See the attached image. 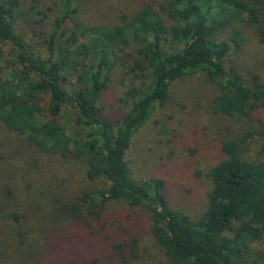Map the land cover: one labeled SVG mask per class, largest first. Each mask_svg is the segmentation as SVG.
Instances as JSON below:
<instances>
[{"label":"trees","instance_id":"trees-1","mask_svg":"<svg viewBox=\"0 0 264 264\" xmlns=\"http://www.w3.org/2000/svg\"><path fill=\"white\" fill-rule=\"evenodd\" d=\"M139 1L122 12L125 21L89 26L77 21L80 7L73 0L45 5L44 10L43 0H32L27 10L24 0H0V130L27 144L24 150L1 153L0 161H9L12 168L16 159L27 161L29 149H35L86 164L83 177L100 187L75 195L77 203L68 193L55 196L54 184L45 185L53 194L50 203L61 208L66 199L70 210L88 217L83 223L89 235L97 226L106 233L125 232L110 222L103 226L104 214L97 213L123 204L133 212L127 220L136 222L144 214L148 231L171 264H262L264 120L257 113L264 108V82L254 72L246 83L236 60L246 44L242 25L254 27L264 44V0ZM34 9L43 17L36 23L51 26L48 34L32 32L44 37L38 45L18 33V21ZM48 13H57L50 23ZM117 71L137 84L121 99L129 107L125 117L113 124L102 117V100ZM199 73L220 91L212 102L214 114L250 126L223 143L224 158L208 172L212 189L207 207L191 217L172 208L165 180L133 178L127 154L133 136L167 102L172 83ZM66 108L74 117L63 125L58 118ZM254 143L259 151L249 157ZM4 146L10 148L0 143V149ZM25 180L21 176L15 183L8 167L0 170V264H89L75 248L83 238L73 232L53 236L55 229L45 222L33 223L18 212L20 203L14 198L22 194L20 181L27 194L38 191ZM109 246L138 258L136 238Z\"/></svg>","mask_w":264,"mask_h":264},{"label":"rangeland","instance_id":"rangeland-1","mask_svg":"<svg viewBox=\"0 0 264 264\" xmlns=\"http://www.w3.org/2000/svg\"><path fill=\"white\" fill-rule=\"evenodd\" d=\"M24 1L27 4L25 10L33 5L32 0ZM59 1L43 0L40 9L44 10L45 5L53 6ZM73 2L80 7L76 16L79 23L89 26H112L125 21L122 12H128L131 7H137L140 1L73 0ZM37 14L38 11L34 9L33 14L21 17L18 21V33L28 42L38 45L43 42L44 37H36V34L42 33L39 31L41 29L48 34L51 26L45 24V27L41 28L36 22L43 17ZM47 15L48 23H50L57 13ZM241 28L244 30L246 44L244 51L240 53L242 56H237L236 64L246 83L250 84L251 74L254 72L260 73L264 82V44L260 42L254 27L242 25ZM33 31H37L35 35L32 34ZM133 83L137 84L123 71L115 72L102 100L103 118L114 124L125 117L129 107L121 99L135 86ZM219 94L217 86L212 84L204 73L186 76L175 81L171 85L167 102L158 107L148 124L133 136L132 146L127 154L133 178L142 181L160 177L165 180L166 193L172 208L181 210L191 217L202 215L207 207L208 193L212 189L208 172L224 158L223 143L250 126L247 121L214 114L212 102ZM73 117V111L66 108L58 121L67 125ZM258 117L264 120V108L257 113ZM0 139L2 146L3 143L10 145V148L7 146L1 148L0 155L5 151L10 154L11 150L16 151L15 148L20 150L27 148L23 140L11 139L2 130H0ZM258 151V145L254 143L246 155L255 157ZM24 158H27V161L16 159V165L13 166L14 163L12 168L9 166V161H0V170L8 167L15 183L17 178L21 179L22 176L26 178V182L34 185L32 189L38 190L33 189L30 196L31 193L27 194L24 184L20 181L22 194L14 198L15 202L20 203L18 205L21 207V212H18L32 217L33 223L45 222L49 230L55 229L52 230L53 236L61 237L63 234L73 232L79 239L83 238L85 242L77 241L75 248L80 256L89 258V264H93L96 260L98 264H171L148 231L147 222L142 219L145 218L144 214L140 213L141 216H137L136 222H133L126 219L128 215L133 216V212H129L126 206L110 204L97 212L104 214L103 226H107L110 222V226L126 228V231L106 233V230L97 226L96 233L89 235L87 233L89 229L83 223L88 217L83 218L79 211L70 210L66 206L68 200L62 201L65 206L61 208L50 203L53 194L45 184H54L52 190L56 192L55 196L58 198L67 193L70 194L72 202H74L73 197L84 190L91 191L100 187L99 183H90L83 177L82 173L86 171V164L74 159L43 155L35 149H29V153ZM27 170L30 174H27ZM40 182L44 184L41 188L38 187ZM40 190H44L46 195L40 194ZM118 216H125V219L120 220ZM71 227H74L73 230L69 229ZM133 238L139 240L136 260L123 249L120 251L112 247L109 250L107 247L114 246L116 243L129 242ZM262 250L264 251V246Z\"/></svg>","mask_w":264,"mask_h":264}]
</instances>
